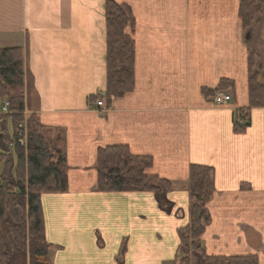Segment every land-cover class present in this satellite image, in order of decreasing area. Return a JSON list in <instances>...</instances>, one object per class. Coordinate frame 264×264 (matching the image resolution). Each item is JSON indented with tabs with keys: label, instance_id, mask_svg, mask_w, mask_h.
<instances>
[{
	"label": "crops",
	"instance_id": "crops-1",
	"mask_svg": "<svg viewBox=\"0 0 264 264\" xmlns=\"http://www.w3.org/2000/svg\"><path fill=\"white\" fill-rule=\"evenodd\" d=\"M133 17L134 88L92 105L106 87V0H0V48H21L24 114L64 140L67 189L41 195L49 264L173 261L190 230L189 169H211L208 256L264 264V107H249L248 59L264 85V6L244 37L240 0H114ZM231 84L216 105L203 89ZM1 139V137H0ZM126 146L149 157L160 192H100L96 154ZM4 150L0 142V151Z\"/></svg>",
	"mask_w": 264,
	"mask_h": 264
},
{
	"label": "trees",
	"instance_id": "trees-1",
	"mask_svg": "<svg viewBox=\"0 0 264 264\" xmlns=\"http://www.w3.org/2000/svg\"><path fill=\"white\" fill-rule=\"evenodd\" d=\"M264 0H240L238 17L247 31L258 15ZM106 87L107 96L123 97L134 88L135 48L131 34L133 17L126 5L106 0ZM21 48H0V100L9 102V115L0 114V264H49V249L41 195L62 193L67 189L64 140L60 131H50L34 114L26 116V147L13 145L18 122L23 121L25 70ZM255 59H248L249 107L241 115L247 117L252 107H264V85L254 72ZM231 83L221 80L214 89H203L206 96L223 91ZM94 98V97H93ZM11 121L12 138L7 131ZM246 125L234 127L242 131ZM2 138H7L6 140ZM14 149V157L9 147ZM153 161L134 156L126 146H109L96 154L97 186L100 192L166 190L163 179L148 175ZM211 169L191 165L189 169L190 230H181V246L175 260L162 264H259L256 255L208 256L200 244L205 226L210 221L207 204L213 197ZM125 241L116 258L123 264ZM28 259V260H27Z\"/></svg>",
	"mask_w": 264,
	"mask_h": 264
},
{
	"label": "built area",
	"instance_id": "built-area-1",
	"mask_svg": "<svg viewBox=\"0 0 264 264\" xmlns=\"http://www.w3.org/2000/svg\"><path fill=\"white\" fill-rule=\"evenodd\" d=\"M216 100L219 101V102H221L222 100L223 101H227V100H229V97L228 96H222V99L221 98H217ZM102 104H103L102 100H98L96 102L97 106H101ZM8 106H9L8 102H5L3 107H2V111L3 112H7ZM25 131H26L25 126L23 124H19L18 128H17V133H18V136H19L18 140H17V143L20 144V145H24L23 135L25 134Z\"/></svg>",
	"mask_w": 264,
	"mask_h": 264
},
{
	"label": "rangeland",
	"instance_id": "rangeland-1",
	"mask_svg": "<svg viewBox=\"0 0 264 264\" xmlns=\"http://www.w3.org/2000/svg\"><path fill=\"white\" fill-rule=\"evenodd\" d=\"M263 17H264V12H263ZM0 105H1V101H0ZM239 119L236 117L235 118V120H234V122H233V128L235 127V126H238L239 125ZM1 130V129H0ZM7 131H8V133H9V137H10V139L12 138V125H11V121H8L7 122ZM2 139H4V140H6L7 138H2ZM13 141H15V139L13 140ZM16 143H14L13 142V145H15ZM9 152H10V154L14 157V149H13V147L11 146V147H9ZM1 169V168H0ZM1 172V171H0ZM43 195V194H42ZM41 206H42V202H41ZM42 212H43V208H42ZM28 260V259H27Z\"/></svg>",
	"mask_w": 264,
	"mask_h": 264
}]
</instances>
